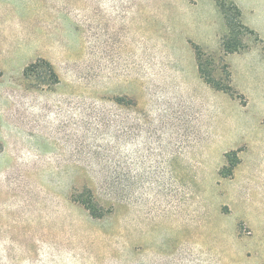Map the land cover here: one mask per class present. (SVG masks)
I'll return each mask as SVG.
<instances>
[{
  "label": "rangeland",
  "instance_id": "rangeland-1",
  "mask_svg": "<svg viewBox=\"0 0 264 264\" xmlns=\"http://www.w3.org/2000/svg\"><path fill=\"white\" fill-rule=\"evenodd\" d=\"M222 18L215 0H0V264H264V59L228 61L244 106L190 42L224 79ZM163 57L203 132L160 90Z\"/></svg>",
  "mask_w": 264,
  "mask_h": 264
},
{
  "label": "trees",
  "instance_id": "trees-1",
  "mask_svg": "<svg viewBox=\"0 0 264 264\" xmlns=\"http://www.w3.org/2000/svg\"><path fill=\"white\" fill-rule=\"evenodd\" d=\"M215 2L220 12L222 13L227 25V31L221 36L223 56L234 52H240L247 48L248 44H246V42H244L240 37L241 30L245 31V33L254 36L255 40H259V36L257 35V33L243 23L242 11L232 0H215ZM193 47L196 52L199 71L203 79L216 90L223 91L232 97L244 98V96L232 85V73L229 64L226 63V77L224 79L216 80L204 68V57L207 56V52L204 51L198 44L193 43ZM40 61L44 64L46 69L49 71L50 75L54 77V79L56 80L55 82H58L59 79L52 64L46 60ZM36 64L38 63H33L29 65L25 70V74H29V71L33 70V67ZM88 208L91 211L93 209V207L91 206H89ZM92 213L94 214V211H92Z\"/></svg>",
  "mask_w": 264,
  "mask_h": 264
},
{
  "label": "crops",
  "instance_id": "crops-1",
  "mask_svg": "<svg viewBox=\"0 0 264 264\" xmlns=\"http://www.w3.org/2000/svg\"><path fill=\"white\" fill-rule=\"evenodd\" d=\"M242 11V21L243 23L249 27L250 29L254 30L257 35L259 36V40H255V41H251L247 48H245L244 50L240 51V52H234V53H230L228 55L225 56V59L227 60V62L229 61L230 57H232L234 54H238V55H244V54H247V55H251V54H255L258 58H262L264 59V49L262 50L260 45L262 46V43L264 44V36H263V33L261 31V29L254 24V18L255 17H259V16H263L264 17V0H232ZM217 5V4H216ZM222 14V13H221ZM223 17V15H222ZM227 31V25H226V22H225V19L224 17L222 18V22H221V25H220V28H219V41H220V46L219 49L220 50H217L219 51L220 53L222 52V45H221V36ZM261 35V36H260ZM262 37V38H261ZM193 45L194 44H197L195 42H192L190 41ZM260 43V45L258 46V44ZM199 45V44H198ZM217 51H212V52H217ZM196 61H197V69H198V75L200 76V78L207 84L209 85L204 79L203 77L201 76L200 74V71H199V65H198V60H197V57H196ZM162 62L165 63V70L164 71H161V79H159V88L160 90L162 91H166L168 92L169 94L173 95L174 96V99L177 101V102H182V101H185V102H188L190 103V105H192L193 107V110H197V106L191 101L189 100L188 98H184V97H179L177 95V93L175 91H173L172 89L170 88H167V86L165 85V82L166 80L169 79V76H168V73H167V68H166V62L164 60V57L162 58ZM229 64V62H228ZM230 66V64H229ZM230 70H231V67H230ZM232 73V71H231ZM233 80V79H232ZM210 87H212L211 85H209ZM213 88V87H212ZM215 89V88H213ZM216 90V89H215ZM217 91H220V90H217ZM244 96V95H243ZM247 100H246V97L244 96V98H242V103L243 105H247ZM199 115H200V119L197 121V122H193V125L198 127L196 129V133L199 134L201 132H203L202 130V126L204 125V122L202 120V115L199 111ZM173 168V167H171Z\"/></svg>",
  "mask_w": 264,
  "mask_h": 264
}]
</instances>
